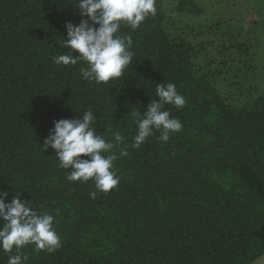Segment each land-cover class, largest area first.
I'll list each match as a JSON object with an SVG mask.
<instances>
[{
  "label": "trees",
  "instance_id": "trees-1",
  "mask_svg": "<svg viewBox=\"0 0 264 264\" xmlns=\"http://www.w3.org/2000/svg\"><path fill=\"white\" fill-rule=\"evenodd\" d=\"M156 8L135 31L122 23L118 34L132 37L133 63L97 84L82 78L85 61L53 62L69 51L59 44L66 24L87 19L75 0H0V190L6 203L18 195L54 215L61 240L52 253L26 245V264H254L264 257V94L229 105L195 70L188 44L169 35L164 0ZM185 13L202 9L180 0L171 15ZM160 83L185 97L183 108L164 106L182 130L167 142L154 130L134 148L132 112L143 115L158 100ZM90 109L97 134L115 144L120 178L95 199L94 182L68 181L55 150L43 146L54 121L82 119ZM12 254L0 250V264Z\"/></svg>",
  "mask_w": 264,
  "mask_h": 264
},
{
  "label": "clouds",
  "instance_id": "clouds-1",
  "mask_svg": "<svg viewBox=\"0 0 264 264\" xmlns=\"http://www.w3.org/2000/svg\"><path fill=\"white\" fill-rule=\"evenodd\" d=\"M75 4L81 16L87 19H81L78 25L66 24L67 37L59 44L69 51L54 56L53 62L75 65L83 60L88 67L81 69L82 78L97 84L121 77L127 66L133 63L134 55L130 50L132 37L118 34L121 25L126 24L135 31L147 17L156 15V0H75ZM73 51L79 55L73 56ZM155 96L158 100L149 104L143 115L138 110L132 112L137 126L132 144L134 148H140L154 130L160 132L162 142H167L170 134L182 130V122L164 110L167 104L183 108L186 103L176 85L157 84ZM96 121L91 109L82 114V119L54 121V127L43 143L44 151L49 147L55 150L59 167L68 170V181L94 182L96 191L89 193L92 199L98 192L106 194L120 183L114 170L117 156L112 149L115 144L97 134L93 126ZM124 140L121 134H114L116 144ZM127 154L126 151L120 152V156ZM82 156L88 159H82ZM7 196V192L0 190V221L3 222L0 224V250L12 253L15 249L7 264H26L28 257L22 249L29 244H34L37 251L48 253L61 247L60 236L53 226L54 215L47 211L38 213L31 206V201H23L18 195L6 203Z\"/></svg>",
  "mask_w": 264,
  "mask_h": 264
},
{
  "label": "rangeland",
  "instance_id": "rangeland-1",
  "mask_svg": "<svg viewBox=\"0 0 264 264\" xmlns=\"http://www.w3.org/2000/svg\"><path fill=\"white\" fill-rule=\"evenodd\" d=\"M179 2L164 0L166 29L188 44L195 70L208 74L231 106L264 94V0H194L201 14L171 15Z\"/></svg>",
  "mask_w": 264,
  "mask_h": 264
}]
</instances>
